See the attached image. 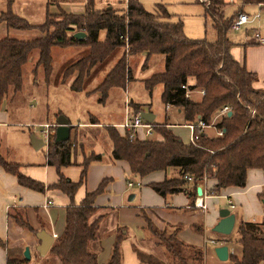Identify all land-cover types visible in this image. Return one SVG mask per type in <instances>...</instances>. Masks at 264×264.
<instances>
[{
  "label": "trees",
  "instance_id": "obj_1",
  "mask_svg": "<svg viewBox=\"0 0 264 264\" xmlns=\"http://www.w3.org/2000/svg\"><path fill=\"white\" fill-rule=\"evenodd\" d=\"M196 1L203 4L204 16L211 21L215 32L212 41L206 38L189 39L183 32L182 21H173L163 4H156L155 10L149 11L139 0H126L124 9H95L92 0H88L81 13L62 9L54 13L47 11L43 22L39 24L30 23L10 8L0 12V23L6 24L8 28L35 30L39 33V37L32 40L13 37L0 39V106L5 98L21 90L23 65L35 49L38 50V59L34 72L41 67L47 79L51 72L50 53L54 45L88 46V54L68 65L62 75L63 83L72 77L69 87L79 92L91 68L105 61L117 47H123L121 57L92 91L99 93L100 102L105 101L110 88H124L128 81L133 80L128 56L144 53L146 58L142 68L145 69L148 58L160 54L164 56L163 71L143 78V87L151 95L155 87L161 86L162 103L180 108L185 124L195 126L193 140L184 142L171 129L153 121L150 123L160 139L129 140L125 134L120 135L114 127L109 126L107 132L112 141V157L126 160L131 173L138 177L156 170L176 168V174L161 182L150 183L149 186L161 196L184 191L191 205L194 204L196 186H201L209 178L215 180L211 192L215 195L220 189L229 186L244 187L248 169L264 171V91L253 86L256 74L232 56L231 48L236 43L228 38L227 33L237 15L244 11L243 6L263 5L264 0H238L239 4L228 15L224 13L229 3L225 0ZM77 31L85 32V37L76 39L73 34ZM102 31L104 38L100 40ZM194 90L201 93L199 100L186 96V91ZM223 106H228L230 113L215 121V127L222 130V135H208L196 127L199 120L207 125L212 124ZM46 149L49 164L57 168L75 164L69 138L56 143L51 136ZM99 159V155L85 159L79 181H71L60 174L58 181L50 186L61 190L71 201L66 207L64 229L55 237L46 254L55 257L57 264H101L97 253L90 251L88 245L98 239L99 223L103 216H95L97 208L94 201L103 191L106 181L102 180L94 191L86 193L79 205L72 201L83 182L88 163ZM0 166L13 174L19 184L44 191L41 182L21 174L17 163L1 155ZM259 197L263 199L264 195L259 194ZM8 217L34 235L44 227L35 228L28 216L21 215L16 209L14 212L9 211ZM143 218L145 229L163 248L165 261L145 259L136 250L141 262L192 264L203 260L200 247L188 245L179 238V226L167 224L160 227L144 213ZM236 229L241 256L229 255V264H264V221L254 223L241 220L237 222ZM197 231H201V226ZM125 238V226H117L109 258L102 264L123 263L121 243ZM225 240L220 238L219 241ZM47 256L46 261L32 264H56L49 261ZM6 264H30V260L21 254L7 252Z\"/></svg>",
  "mask_w": 264,
  "mask_h": 264
},
{
  "label": "crops",
  "instance_id": "obj_2",
  "mask_svg": "<svg viewBox=\"0 0 264 264\" xmlns=\"http://www.w3.org/2000/svg\"><path fill=\"white\" fill-rule=\"evenodd\" d=\"M225 1L235 3L234 1L237 0ZM254 5L259 9L264 6V4ZM255 13L259 14V12ZM257 18H261L259 30H247V37L242 41V44L236 43L231 48V54L239 63L244 64L249 71L256 74L257 79L253 86L264 91V10ZM127 58L130 68L131 56ZM144 61L141 64V68ZM132 76L133 80L138 79L133 75V72ZM71 81L68 85H70ZM11 99L12 97L4 100L9 102ZM4 100L0 106V128L13 125L8 122L6 111L2 112L6 107ZM128 104L134 110V102L130 101ZM167 106H169L168 110L166 109ZM164 107L161 122H166L168 119L166 124L169 129L172 126L180 125V121L177 119L183 120L181 109L171 105H164ZM59 114L56 117L60 116ZM168 115L171 118H168ZM156 116L154 114L153 122H155ZM124 120L121 123L109 126L114 127L118 134L124 135L125 130L120 125ZM68 121L70 125L69 139H71V136L74 137L72 151L75 164L63 165L59 168L49 164L47 145H44L45 152L41 157L38 151L40 148L35 150L31 145L30 139H25L24 137L21 138L18 149L12 147L11 159L3 156L6 160L17 163L21 174L41 182L44 185V191H37L19 184L13 174L5 171L0 166V264H6L7 252H14L23 256L25 246H28L31 252L32 248L37 252L36 246L40 243L32 232L16 225L8 217L9 211L14 212L16 209L21 215H27L32 226L35 228L44 226L42 229L52 234L54 239L62 232L65 225L66 207L71 204V201L61 190L50 186L58 181L60 174L71 181H79L83 163L91 155H99L100 159L92 160L88 163L83 182L77 188L72 201L74 204L79 205L86 193L94 191L102 180L106 181L103 191L95 197L94 206L97 208L95 216H103L98 229L99 231L101 230V234L104 230V232L109 231L110 235L112 234V241L117 226H125L126 238L122 241V245L126 256L122 264H151L147 261L141 262L136 251H139V249L152 253L155 256H152V261H160L162 263L165 261L163 248L156 243V240L145 229L146 222L143 218V213L160 227L167 224L179 226V238L186 244L200 247L203 250V260L201 262L194 261L192 264H229V255L241 256V253L238 255L236 247L234 248L228 235L213 231V226L219 220V210L221 208H229V205L233 204L234 207L229 209L235 214L234 227L241 220L257 223L264 221V207L261 202L262 199L259 197V194L264 195V171L248 169L244 187L229 186L220 189L216 195L211 193L215 180L209 178L200 186L202 195H198L196 191L193 200L194 204L191 205L184 191L161 196L149 186L150 183L161 182L165 178L170 177L167 176L166 169L150 172L143 177H139V180L133 179L138 176L131 173L128 162L123 159H114L111 155L112 141L107 132L109 126L99 128V121L92 115L84 122H75L69 119ZM215 121L216 117L213 123L204 129L206 134H211L206 129L214 128L215 131ZM182 123L183 126H188L184 120ZM47 124L56 125V121ZM99 129H102L103 132L101 133ZM79 130L81 131L80 133H78ZM91 132L95 134L90 135ZM158 136L156 139H160V136ZM88 138L93 139L98 144L87 147L84 141ZM104 138L108 143L107 149L103 148L100 143ZM145 138L147 136L142 135L139 139ZM191 139L192 135L185 142H189ZM167 169H172V174L177 173L176 168ZM129 182H132L133 185L129 186ZM190 186L191 182L187 187L189 188ZM198 186H196V190ZM132 187H139L140 190L137 193L130 194L133 195L132 199H129L130 195L126 199L127 189ZM134 199H137V204L135 205L132 203ZM220 199H224L223 204H221ZM214 205L218 206V211H215ZM238 214L239 218L237 219ZM253 216H260V218L257 219ZM200 226L201 231H197ZM208 230H211L210 234ZM219 238H226L227 240L218 241ZM210 240H214L215 243ZM208 244L212 246L209 247ZM219 245L227 246L228 258L225 261L219 260L214 252V248ZM37 254L40 257L38 252ZM31 259L32 255L30 253V261H32Z\"/></svg>",
  "mask_w": 264,
  "mask_h": 264
},
{
  "label": "rangeland",
  "instance_id": "obj_3",
  "mask_svg": "<svg viewBox=\"0 0 264 264\" xmlns=\"http://www.w3.org/2000/svg\"><path fill=\"white\" fill-rule=\"evenodd\" d=\"M87 1L88 0H0V11L10 8L15 14L25 18L30 23L39 24L43 22L47 11L52 13L59 12L62 9L67 12L81 13L84 10ZM92 2L95 9H103L107 6H111L116 9H124L126 6V0H92ZM139 2L146 10L149 11H154L156 4H163L167 11L171 14V19L173 21H182L183 32L189 39L206 38L210 41L215 39V32L212 28L211 21L209 18L204 16V6L196 0H139ZM234 2L235 3L226 4V7L224 8V13L226 15L230 14L235 9L237 4H239L238 0ZM243 10L245 13L252 16L255 12L262 14L264 6L262 9H259L256 8L254 4H247L243 6ZM260 22L261 18H256L255 21L244 24L238 30L230 28L227 36L232 42L242 44V41L247 37V30L254 29L255 31H258L260 28ZM4 37L32 40L39 37V33L35 30H14L8 28L6 24L0 23V39ZM103 38L104 31L100 33V40ZM88 52L89 47L85 45H54L51 48L50 53L51 72L47 79L45 78L41 67L37 69L36 73L34 72L35 64L38 59V50L35 49L30 53L22 68L21 90L17 94H14L9 102L4 100V102H6V107L2 110V112L6 111L8 114V122L13 125L0 128V154L2 156L11 159V149L12 147H16V149H18V145L20 144L22 137L25 139H30L31 135L41 137L43 131L45 130L44 124L56 121L58 118L56 115L58 113L70 121L75 122H84L92 115L99 121V128H105L104 126L121 123L126 117L130 118L138 111H152V113L157 115L156 120L154 121L167 127L166 123H168V119L166 122H161L165 109L160 98L161 86L155 87L150 95L144 89L141 79L142 77L145 78L153 73L163 71V55L156 54L150 56L145 69L141 68V64L145 60L144 53L131 55L130 68L133 75L138 79L131 80L125 84L124 88H110L105 101L100 102L98 99L100 96L99 93L92 91L102 82L106 74L121 57L124 52V48L117 47L111 54H109L105 61L93 66L88 77L83 83L82 89L79 92L72 91L68 85V83L72 80V77L68 78L67 82L63 83V71L68 65L87 55ZM200 94L201 93L198 90L191 91L190 98L198 100L200 99ZM130 101L134 102V110L128 104ZM168 116V118H171L170 115ZM177 120L180 121V125L172 126V132L180 137L184 142L188 141L192 135V130L188 126L182 125L183 120ZM99 130L101 133L103 132L102 129ZM206 130L208 133H215L214 128ZM80 132L81 131L79 130L78 133ZM154 133L155 132L152 128V135L147 136V138H156L158 134ZM94 134V132L90 133V135ZM142 135H144L143 130L140 129L137 138H140ZM73 138L74 137L71 136L70 142L72 144ZM84 143L87 147H92L94 144H98L95 143L93 139L89 138L86 139ZM100 143L103 148L107 149L108 143L105 138L102 139ZM38 151L39 155L42 157L45 152V146L41 147ZM172 171V169H166L167 176H172L174 174H172ZM133 179L139 180L140 178L134 177ZM127 190L126 199H128V196L131 193L139 192L140 188L132 187ZM132 201L134 205L137 204V199ZM220 201L221 204H223L224 199H220ZM214 209L215 211H218V206L214 205ZM253 217L257 219L260 218V216ZM238 218L239 214L237 215V219ZM104 231L101 234V230L99 231L98 229L99 239L89 243L88 245V249L90 251L97 253L98 262L101 264L108 260L112 245V234L110 235L109 231ZM208 233L210 234L211 230H208ZM228 236L233 243L234 248L236 247L235 249L237 250L238 255H240L241 247L237 242L238 233L236 226ZM208 246L211 247L212 245L208 244ZM121 250L123 257L122 262H124L126 255L124 254L122 243ZM139 251L145 259H152V256H154L152 253L145 252L142 249H139ZM30 253L32 255V261H30V264L38 262L41 263L47 259V255L43 257L39 255L40 257H38L34 248H32V252L30 251ZM47 257L49 261L57 264V259L55 257Z\"/></svg>",
  "mask_w": 264,
  "mask_h": 264
},
{
  "label": "water",
  "instance_id": "obj_4",
  "mask_svg": "<svg viewBox=\"0 0 264 264\" xmlns=\"http://www.w3.org/2000/svg\"><path fill=\"white\" fill-rule=\"evenodd\" d=\"M108 8H111V6H108ZM73 36L76 39L81 40L85 37V32L77 31L73 34ZM141 116L146 122H152L154 119V114L148 111L141 112ZM69 132H70V125L68 119L62 115L58 116L56 120L55 129L53 132L54 142L61 143L67 141L69 138ZM30 142L35 150L45 145L43 138L37 137L35 135H31ZM196 191L198 195H202V189L200 186L197 187ZM132 198L133 195H130L129 199ZM261 202L264 207V198L261 200ZM234 223H235L234 212H232L228 207L221 208L219 210V220L213 226V231L222 235H229L234 227ZM35 236L40 241V243L36 246V250L41 257L45 256V254L49 250L54 240V236L43 229L39 230ZM214 252L217 258L221 261H225L228 258V249L226 245L216 246L214 248ZM23 256L26 260H30V249L28 246L24 247Z\"/></svg>",
  "mask_w": 264,
  "mask_h": 264
},
{
  "label": "built area",
  "instance_id": "obj_5",
  "mask_svg": "<svg viewBox=\"0 0 264 264\" xmlns=\"http://www.w3.org/2000/svg\"><path fill=\"white\" fill-rule=\"evenodd\" d=\"M257 17H259L258 13H254L252 16H250L249 14L245 13V12H240L237 17L234 19V21L231 23L230 28L234 29V30H238L240 29L244 24L253 21L254 19H256ZM257 36V34H256ZM182 87H185L184 85ZM190 92L191 91H186V96L190 97ZM167 110L169 109V106H167L166 108ZM229 112V108L228 106H223L219 109L218 113L216 114V118H220L223 115H226ZM254 112V111H252ZM45 125V130L42 133V138L43 141L45 143V145L48 144V141L50 140L51 136H53V132H54V126L52 124H44ZM121 127L125 130V135L127 136V138L129 140H133L134 138H137L138 134H139V130L142 129L143 130V134L145 136H149L152 134V124L150 122H146L142 116H141V112H136V114H134L132 117H126L124 122L122 124H120ZM211 125V124H210ZM207 125L204 121L199 120L198 123L196 124V127H198L199 130H204L206 127L210 126ZM191 129H192V133H193V129H194V125H188ZM52 128V129H51ZM54 128V129H53ZM215 133L217 135H222V130L221 129H215ZM193 140V136L191 141ZM188 180L190 181L191 178L188 177ZM128 185H133L132 182H129ZM204 207V206H201ZM233 204L229 205V208H233ZM212 243H215L214 240H210Z\"/></svg>",
  "mask_w": 264,
  "mask_h": 264
}]
</instances>
